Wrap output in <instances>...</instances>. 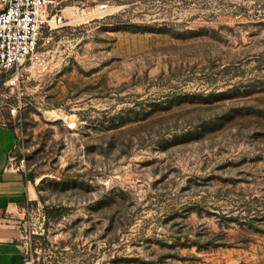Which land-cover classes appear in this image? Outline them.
<instances>
[{
    "label": "rangeland",
    "instance_id": "374dc122",
    "mask_svg": "<svg viewBox=\"0 0 264 264\" xmlns=\"http://www.w3.org/2000/svg\"><path fill=\"white\" fill-rule=\"evenodd\" d=\"M0 81L31 264H264V0H70Z\"/></svg>",
    "mask_w": 264,
    "mask_h": 264
},
{
    "label": "built area",
    "instance_id": "2783aa9c",
    "mask_svg": "<svg viewBox=\"0 0 264 264\" xmlns=\"http://www.w3.org/2000/svg\"><path fill=\"white\" fill-rule=\"evenodd\" d=\"M70 0H0V81L15 86L14 71L39 65L42 37L51 39L66 21L64 9Z\"/></svg>",
    "mask_w": 264,
    "mask_h": 264
},
{
    "label": "crops",
    "instance_id": "0c3cea01",
    "mask_svg": "<svg viewBox=\"0 0 264 264\" xmlns=\"http://www.w3.org/2000/svg\"><path fill=\"white\" fill-rule=\"evenodd\" d=\"M15 147L16 133L0 124V264H31L15 219L32 191L26 174L12 168Z\"/></svg>",
    "mask_w": 264,
    "mask_h": 264
}]
</instances>
